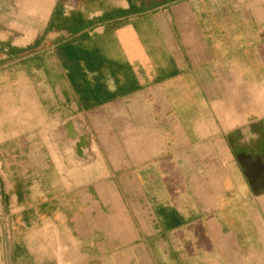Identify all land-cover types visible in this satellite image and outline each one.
<instances>
[{
	"label": "crops",
	"instance_id": "crops-1",
	"mask_svg": "<svg viewBox=\"0 0 264 264\" xmlns=\"http://www.w3.org/2000/svg\"><path fill=\"white\" fill-rule=\"evenodd\" d=\"M0 227L4 264H264V0H0Z\"/></svg>",
	"mask_w": 264,
	"mask_h": 264
},
{
	"label": "water",
	"instance_id": "water-1",
	"mask_svg": "<svg viewBox=\"0 0 264 264\" xmlns=\"http://www.w3.org/2000/svg\"><path fill=\"white\" fill-rule=\"evenodd\" d=\"M68 138L76 139L78 136L77 132L73 129L72 125L68 126ZM87 149V142L85 137H79L76 142V155L80 159H86V156L84 155V151Z\"/></svg>",
	"mask_w": 264,
	"mask_h": 264
},
{
	"label": "rangeland",
	"instance_id": "rangeland-1",
	"mask_svg": "<svg viewBox=\"0 0 264 264\" xmlns=\"http://www.w3.org/2000/svg\"><path fill=\"white\" fill-rule=\"evenodd\" d=\"M3 217H4V221H7V215L6 214H3ZM8 231H10V230L7 229L6 227H4V228L3 227H0V264H4V262H3V258H4L3 257V248H4V245L2 244L1 238L3 236L4 237L7 236ZM5 257H6L7 264H8V261L10 262L11 259L9 258V255L7 256V253L5 254Z\"/></svg>",
	"mask_w": 264,
	"mask_h": 264
}]
</instances>
